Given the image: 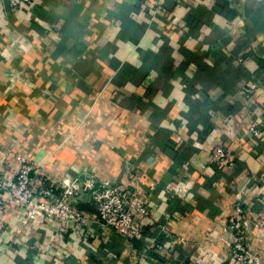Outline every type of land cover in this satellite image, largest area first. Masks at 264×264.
Segmentation results:
<instances>
[{
    "label": "crops",
    "instance_id": "0c3cea01",
    "mask_svg": "<svg viewBox=\"0 0 264 264\" xmlns=\"http://www.w3.org/2000/svg\"><path fill=\"white\" fill-rule=\"evenodd\" d=\"M163 1L38 0L15 10L3 0L0 160L10 147L49 174L126 183L131 164L155 211L143 243L103 220L88 235L24 227L10 206L0 264H230L221 236L238 207L247 244L264 247L253 225L264 213V135L249 133L253 121L264 130V0ZM214 145H231L236 167H215ZM163 226L188 246L151 248Z\"/></svg>",
    "mask_w": 264,
    "mask_h": 264
},
{
    "label": "built area",
    "instance_id": "2783aa9c",
    "mask_svg": "<svg viewBox=\"0 0 264 264\" xmlns=\"http://www.w3.org/2000/svg\"><path fill=\"white\" fill-rule=\"evenodd\" d=\"M38 0H9L12 9L20 10ZM185 1V0H180ZM3 0H0L2 5ZM163 0H154L155 6L163 4ZM170 32L181 38L180 21L170 16ZM233 20V19H232ZM240 60H243L241 58ZM249 133L255 140L264 135L262 126L253 121ZM0 160V216L8 207H15L20 213L22 226L32 222H43L55 228L60 223L63 227L78 229L83 234H94V223L103 220L122 238L147 243L151 238L146 234V225L154 218V202L152 191L146 190L135 166L126 167L128 182H110L95 173L71 174L70 170L57 174H49L43 170L42 164L28 158L22 153L14 152L10 147L1 149ZM233 147L214 145L211 147V162L218 168H233L237 163L233 158ZM15 164V171H8L10 164ZM145 191L142 197L137 190ZM81 203L88 204L98 214L83 211ZM244 216V209L238 207L230 218V226L225 227L221 236L230 255V264H264L261 249H253L246 242V230L238 221ZM254 227L264 233V213L253 219ZM165 234L160 235L151 248L170 245L172 249L188 246L182 236H172L167 226L160 228ZM152 240V239H151ZM150 240V241H151ZM184 261L182 260V263ZM165 264V263H164ZM173 264V263H172ZM177 264V263H174ZM181 264V263H180ZM189 264H208L194 259Z\"/></svg>",
    "mask_w": 264,
    "mask_h": 264
},
{
    "label": "water",
    "instance_id": "95a60500",
    "mask_svg": "<svg viewBox=\"0 0 264 264\" xmlns=\"http://www.w3.org/2000/svg\"><path fill=\"white\" fill-rule=\"evenodd\" d=\"M6 3H9V0H5ZM79 208L83 211H87V212H91V213H95V214H98L97 210L93 207H90L88 204H85V203H81L79 205ZM99 215V214H98ZM188 263V261H187Z\"/></svg>",
    "mask_w": 264,
    "mask_h": 264
}]
</instances>
